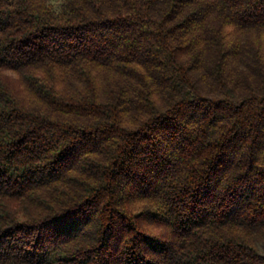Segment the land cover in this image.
Returning <instances> with one entry per match:
<instances>
[{
	"label": "trees",
	"instance_id": "trees-1",
	"mask_svg": "<svg viewBox=\"0 0 264 264\" xmlns=\"http://www.w3.org/2000/svg\"><path fill=\"white\" fill-rule=\"evenodd\" d=\"M0 264H264V0H0Z\"/></svg>",
	"mask_w": 264,
	"mask_h": 264
}]
</instances>
